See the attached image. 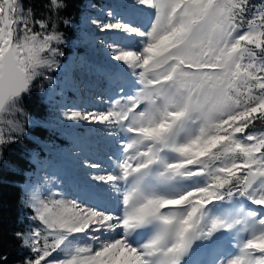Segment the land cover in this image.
Returning a JSON list of instances; mask_svg holds the SVG:
<instances>
[{
    "label": "snow or ice",
    "instance_id": "snow-or-ice-1",
    "mask_svg": "<svg viewBox=\"0 0 264 264\" xmlns=\"http://www.w3.org/2000/svg\"><path fill=\"white\" fill-rule=\"evenodd\" d=\"M68 7L48 0L37 16L0 0V168L27 135L26 101L49 97L64 68ZM84 25L111 95L61 115L108 150L69 152L63 176L45 177L75 194L44 196L28 179L31 223L9 234L27 254L10 258L0 216V264H264V0H127Z\"/></svg>",
    "mask_w": 264,
    "mask_h": 264
},
{
    "label": "trees",
    "instance_id": "trees-1",
    "mask_svg": "<svg viewBox=\"0 0 264 264\" xmlns=\"http://www.w3.org/2000/svg\"><path fill=\"white\" fill-rule=\"evenodd\" d=\"M25 3L34 7L37 16H39L44 12V6L48 0H25ZM68 3L69 7L61 13V16L74 18L77 23L70 26L59 25L68 40L62 46L66 55L60 58L64 68L57 70L54 74L50 73L56 83L51 85L53 92L49 97L42 101L39 99L38 93L34 92L26 101L32 121L27 126V135L19 143L7 148L4 153L6 166L0 168V216L4 221V246L12 259H18L27 254L9 235L15 230L27 228L31 223L28 218L32 213L22 206L23 189L26 182L29 178L38 183L43 182L44 180H39L38 177V171L41 168L40 161L53 167L49 168L47 172L43 171L44 174L54 173L53 169L59 168L60 155L66 154L78 144L73 131L66 129L75 123L64 120L61 113L63 105L72 108L71 102L75 98L72 82L73 79H80L72 72L73 58L91 54L90 47L85 48L79 40L81 29L85 27L84 20L88 15H97L99 6L105 8L109 4H112L113 7L116 6L112 0H68ZM92 3L98 5L96 11L89 8ZM96 35L100 34L96 33ZM261 129H264V125L257 123L256 130L261 131ZM5 131H7L6 128Z\"/></svg>",
    "mask_w": 264,
    "mask_h": 264
},
{
    "label": "rangeland",
    "instance_id": "rangeland-1",
    "mask_svg": "<svg viewBox=\"0 0 264 264\" xmlns=\"http://www.w3.org/2000/svg\"><path fill=\"white\" fill-rule=\"evenodd\" d=\"M112 1L114 4H117L120 1H123L124 3L127 2V0ZM138 20L141 23H147L146 17H138ZM90 51V56L85 54L82 57L80 56L73 58L72 72L80 79H73L72 91L75 98L73 102H71V105L77 109L87 108L90 110H102L108 106V97L111 95L109 83L102 71L109 61L103 49L93 46L90 47ZM80 60L85 62L80 63ZM100 96H103V103L100 102ZM91 127L95 128L96 126L93 125ZM66 129L73 131L77 137L76 141L78 144L73 146L75 148L67 151L66 154L64 153L60 155V158L58 159L60 163L59 168L53 169L57 172L56 175L63 176L64 173L62 168L67 161L68 153H79L81 147H83L84 150L91 155V158L101 160L103 159V153L108 150V142L97 133L90 131L88 125H86L84 122H80L79 125H70ZM261 131H264V129H261ZM47 176L48 174L43 175L41 171H38L39 180H45V177ZM39 184L41 194L44 196L49 194V190L53 193L61 191L75 194L76 192L74 185L67 181L62 186L58 185L57 187H53L51 182L45 183L43 181Z\"/></svg>",
    "mask_w": 264,
    "mask_h": 264
}]
</instances>
